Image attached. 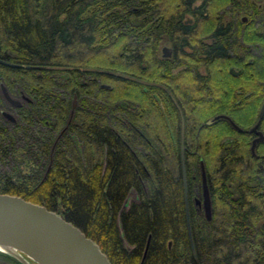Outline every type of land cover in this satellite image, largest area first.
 I'll return each instance as SVG.
<instances>
[{
	"label": "trees",
	"instance_id": "trees-1",
	"mask_svg": "<svg viewBox=\"0 0 264 264\" xmlns=\"http://www.w3.org/2000/svg\"><path fill=\"white\" fill-rule=\"evenodd\" d=\"M0 59V192L112 264H264V0H0Z\"/></svg>",
	"mask_w": 264,
	"mask_h": 264
},
{
	"label": "water",
	"instance_id": "water-1",
	"mask_svg": "<svg viewBox=\"0 0 264 264\" xmlns=\"http://www.w3.org/2000/svg\"><path fill=\"white\" fill-rule=\"evenodd\" d=\"M161 54L163 56L170 54L167 45L161 47ZM0 62L20 65L1 59ZM0 92L11 106L20 104V98L11 96L1 83ZM74 103L73 96L72 105ZM263 109L264 100L259 115L262 114ZM1 113L9 120H13L11 113L5 110ZM219 116L225 117L218 114L211 119ZM262 137L264 134L259 132L257 138ZM180 148L182 149L181 144ZM199 175L201 189L200 197L196 202L200 204L205 218L209 219L210 198L202 162L199 164ZM0 251L16 257L24 264L27 263L21 253L37 264H112L94 240L59 213L46 208L43 204L6 192H0Z\"/></svg>",
	"mask_w": 264,
	"mask_h": 264
},
{
	"label": "flooded vegetation",
	"instance_id": "flooded-vegetation-1",
	"mask_svg": "<svg viewBox=\"0 0 264 264\" xmlns=\"http://www.w3.org/2000/svg\"><path fill=\"white\" fill-rule=\"evenodd\" d=\"M6 253V252H5ZM6 257H1L0 256V264H24L23 262H21L19 259H17L16 257L6 253ZM21 255L23 256L24 260L26 261L27 264H37L34 260H32L31 258L27 257L26 255H24L23 253H21Z\"/></svg>",
	"mask_w": 264,
	"mask_h": 264
},
{
	"label": "rangeland",
	"instance_id": "rangeland-1",
	"mask_svg": "<svg viewBox=\"0 0 264 264\" xmlns=\"http://www.w3.org/2000/svg\"><path fill=\"white\" fill-rule=\"evenodd\" d=\"M13 97L17 98L16 96H13ZM2 109L11 113V114L13 113L11 105L6 100L3 101ZM29 165L30 164L28 161H24V162H22V164H14L13 167L14 168H20V170H28Z\"/></svg>",
	"mask_w": 264,
	"mask_h": 264
}]
</instances>
